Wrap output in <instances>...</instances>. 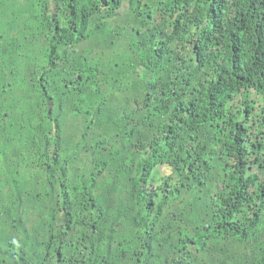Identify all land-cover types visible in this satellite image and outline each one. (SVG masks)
I'll list each match as a JSON object with an SVG mask.
<instances>
[{"label":"trees","instance_id":"trees-1","mask_svg":"<svg viewBox=\"0 0 264 264\" xmlns=\"http://www.w3.org/2000/svg\"><path fill=\"white\" fill-rule=\"evenodd\" d=\"M0 264H264V0H0Z\"/></svg>","mask_w":264,"mask_h":264}]
</instances>
